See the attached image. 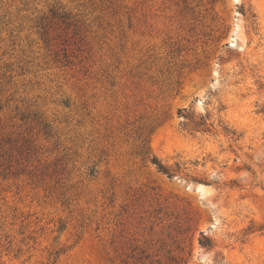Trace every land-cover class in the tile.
I'll use <instances>...</instances> for the list:
<instances>
[{"label":"rangeland","instance_id":"1","mask_svg":"<svg viewBox=\"0 0 264 264\" xmlns=\"http://www.w3.org/2000/svg\"><path fill=\"white\" fill-rule=\"evenodd\" d=\"M0 264H264V0H0Z\"/></svg>","mask_w":264,"mask_h":264},{"label":"trees","instance_id":"2","mask_svg":"<svg viewBox=\"0 0 264 264\" xmlns=\"http://www.w3.org/2000/svg\"><path fill=\"white\" fill-rule=\"evenodd\" d=\"M156 165H157L158 170H159L160 172H162L163 174H167V175H169L168 170H167L165 167H163V166H162L161 164H159V163H156Z\"/></svg>","mask_w":264,"mask_h":264}]
</instances>
